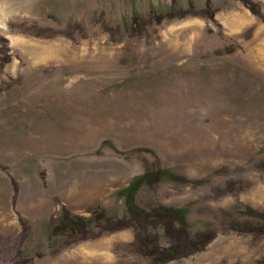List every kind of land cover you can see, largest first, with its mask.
<instances>
[{"label": "rangeland", "instance_id": "374dc122", "mask_svg": "<svg viewBox=\"0 0 264 264\" xmlns=\"http://www.w3.org/2000/svg\"><path fill=\"white\" fill-rule=\"evenodd\" d=\"M172 1L0 0L2 142L50 145L16 166L33 217L24 243L0 228V264H158L133 245L142 232L167 245L169 224L96 237L97 214L107 223L133 212H177L175 225L217 232L164 264H264V237L232 229L264 227V35H229L193 14L132 33L135 15ZM254 1L264 23V0ZM220 7L253 13L242 0ZM69 217L91 219L88 239L66 246L78 239L71 229L50 240Z\"/></svg>", "mask_w": 264, "mask_h": 264}, {"label": "trees", "instance_id": "16d2710c", "mask_svg": "<svg viewBox=\"0 0 264 264\" xmlns=\"http://www.w3.org/2000/svg\"><path fill=\"white\" fill-rule=\"evenodd\" d=\"M242 1L254 14L262 15V12L259 10L260 5L256 1ZM176 3V0H173L172 6L165 12L151 11L148 19H141L138 15H135L130 25L132 33L135 32L141 34L146 27L153 22L162 23L165 19H173L176 17L181 18L189 14L207 16L211 19H214L215 17L216 10L213 8L211 0L207 1L205 9L199 11L194 8L193 3H191L189 8H175ZM5 62L6 61H0V69ZM234 185L235 184H232V186ZM14 187L16 191L14 196L15 200L18 194V185L15 180ZM232 190V188H226L221 191V194H226V192ZM101 218L102 214L99 213L96 215V226L99 228L96 237H100L105 233H112L129 228H157L169 224L168 230L165 232V236H167L168 239L167 245L162 243L160 235L149 234L147 232H142L133 245V248L137 253L147 257H158L156 260V263L158 264H164L173 260L189 257L204 250L217 237V232L214 230H204L191 233L189 229L175 225L174 220L176 221L178 218L177 212H171L170 215L159 218L152 215H142L139 212H133L128 217H121L115 221L107 223L101 222ZM90 221L91 219L69 217L67 221L55 224L48 237L52 240L55 236L65 234L67 231L75 229L78 234V239L66 241L65 245L69 246L75 241H84L88 239L89 232L87 225ZM20 222L22 224V231L19 240L21 243H24L29 237L30 226L22 217H20ZM232 229L252 233L256 237H264V227H246L240 229L234 222L232 224ZM29 262H31L30 259L23 258L15 260L12 264H26Z\"/></svg>", "mask_w": 264, "mask_h": 264}, {"label": "crops", "instance_id": "0c3cea01", "mask_svg": "<svg viewBox=\"0 0 264 264\" xmlns=\"http://www.w3.org/2000/svg\"><path fill=\"white\" fill-rule=\"evenodd\" d=\"M194 4L198 7H205L207 0H192ZM214 8L216 10L215 19L222 24V26L229 31V35H234L239 32H242L248 28H252L253 38H259L264 35V23L260 20L258 16L251 12H241V11H228V13H224L221 3L222 0H211ZM262 3V0H257ZM190 0H180L182 5H187ZM229 10V9H228ZM192 21L194 24L201 26L202 21L207 19L206 17L196 16ZM201 19V20H200ZM264 137V134H263ZM2 137L0 135V143L9 146V151L0 153V228H3V231L9 233L11 235H18L22 231V224L20 222V216L25 220H30L33 217V211H30L31 204L28 199L30 196L26 192V182L24 185V181L26 179L21 178L22 171L16 169V166H22V163L28 161L29 157L34 153L40 154L41 152H45V154L50 150L47 146L46 140L43 142L38 141L37 148L41 147V151L39 152L36 148H25L29 143L26 139L20 140V144L23 142L25 145L18 146L13 144L11 141V137H8L7 141L2 142ZM34 141V140H31ZM36 141V140H35ZM34 141V142H35ZM44 144V147H43ZM39 147V148H40ZM32 149V150H31ZM23 168L24 165L22 166ZM27 170V169H25ZM24 170V172H25ZM13 178L16 179L19 189L17 198L14 200L15 196V187L13 184ZM260 192H264V189H260ZM54 195H59L58 192L53 193ZM32 196H37L36 194H31ZM37 199V197H36ZM34 201V199H32Z\"/></svg>", "mask_w": 264, "mask_h": 264}]
</instances>
